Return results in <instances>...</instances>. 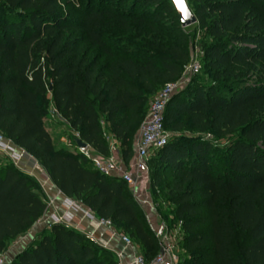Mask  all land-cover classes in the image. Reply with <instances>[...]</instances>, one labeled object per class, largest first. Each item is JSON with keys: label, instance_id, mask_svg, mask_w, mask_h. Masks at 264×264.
<instances>
[{"label": "trees", "instance_id": "obj_1", "mask_svg": "<svg viewBox=\"0 0 264 264\" xmlns=\"http://www.w3.org/2000/svg\"><path fill=\"white\" fill-rule=\"evenodd\" d=\"M64 1L0 0V133L148 261L160 246L142 209L124 181L96 169L75 140L105 158L107 131L128 159L132 127L146 116L140 108L182 77L192 36L171 0H85L74 11ZM186 2L212 39L199 63L215 82L194 77L169 99L164 129L198 135H175L153 150L150 193L172 206L186 264H264V0ZM87 48L98 53L90 57ZM51 113L75 134L70 147L55 146L45 127ZM225 137L220 149L214 141ZM162 174H169L164 184ZM47 206L32 176L0 161V256ZM156 209L166 223L160 202ZM9 264L117 262L90 237L52 223Z\"/></svg>", "mask_w": 264, "mask_h": 264}, {"label": "built area", "instance_id": "obj_2", "mask_svg": "<svg viewBox=\"0 0 264 264\" xmlns=\"http://www.w3.org/2000/svg\"><path fill=\"white\" fill-rule=\"evenodd\" d=\"M201 66L199 62L193 64L188 63L183 75L175 82L166 83L159 92L153 97L144 121L142 122L138 135L134 144L135 158L132 162V168L136 171L148 174L147 160L149 152L162 147L167 142L168 136L163 126L164 112L166 105L171 96L179 89L183 88L184 74L188 71L189 74L199 72ZM116 151L114 142L111 143V154L108 157H100L90 154L86 149L81 151L83 155L90 160L92 165L101 173L107 176H114L120 178L128 186L135 201L138 205L151 206V201L140 199L135 196L136 190V176L131 175L128 170L122 169L120 162L115 157L113 152ZM0 153L5 156L16 168L24 171L27 167H36L38 162L30 155L19 149L8 139L0 133ZM65 205L68 210L82 211L83 215L90 217V212L80 208L79 204L69 198H65ZM72 214L66 212L62 215L52 214L50 223H64L68 224L71 221ZM99 224L111 227L108 220L98 219ZM180 230V229H179ZM154 236L159 242L160 250L151 259L146 260L139 252L135 251V243L125 234H121V241L130 249H133V258L131 264H174L176 259L173 254V245L171 232L164 225L159 223L154 230ZM0 264H9L7 260L1 255Z\"/></svg>", "mask_w": 264, "mask_h": 264}, {"label": "crops", "instance_id": "obj_3", "mask_svg": "<svg viewBox=\"0 0 264 264\" xmlns=\"http://www.w3.org/2000/svg\"><path fill=\"white\" fill-rule=\"evenodd\" d=\"M50 110L53 111L52 107L50 108ZM49 117H47L46 120L50 119ZM65 146L70 147L71 145L69 143H61V145H58L56 147L60 148ZM19 149L20 148H18V150ZM86 150L90 154L94 155L92 149L89 146H87ZM113 154H115V157L120 162L122 169L128 170L131 175L136 176L137 184L135 196L140 199H146L151 201V206H139L144 213L149 227L154 233V230L157 228L159 223L162 222L160 220L156 208L153 206V201L149 189V175L144 172H138L134 168H132V162L135 158L134 145L132 146V155L126 160L121 156L120 151L117 147L116 151H114ZM0 161L7 162L9 160L0 153ZM24 172L32 176L33 179L39 184L41 195L44 199L47 200L48 206L43 215L32 225V227L25 234L17 237L4 251L3 254L6 260L8 259V263L12 261L14 257L19 252H21L41 232L49 230L52 214L62 215L66 212H69L72 214V218L71 221L66 225L76 231L85 234L86 236L93 239V241L98 246L111 252L115 257L117 264H131L133 258V249H130L121 241L120 235L122 234V232L118 231L113 226L106 227L99 224L97 217H95V215L92 214L86 207L80 204L79 206L81 209L90 212V217L84 216L82 211L68 210L65 205V198L67 197L55 187V185L52 183L49 176L41 166L37 165L33 168L27 167L25 168ZM134 250L140 253L137 245H135Z\"/></svg>", "mask_w": 264, "mask_h": 264}, {"label": "rangeland", "instance_id": "obj_4", "mask_svg": "<svg viewBox=\"0 0 264 264\" xmlns=\"http://www.w3.org/2000/svg\"><path fill=\"white\" fill-rule=\"evenodd\" d=\"M85 0H65L63 2V7L66 8L68 11L71 10H75L78 9L79 7H81V3L84 2ZM190 8L192 9L193 12H195L196 9V4L191 2L189 3ZM84 8V7H83ZM76 21L79 19L78 16L75 17ZM185 30L191 34L192 38L189 42V54H190V64H193L194 62H199V57H201L203 55V47L206 44H209L212 39L209 38L205 33H204V29L203 28H199L197 26V24L191 25L187 28H185ZM88 53L89 56L92 57L94 55H96L98 53L97 49H88ZM184 84L186 85L188 84L192 78L194 77H198L200 79H203L204 81H206V83H214L215 81L212 80L210 73H206L204 70H199V72L197 73H192L189 74L188 71L185 72L184 74ZM248 80V82L250 81H254L253 77H247L246 78ZM246 79H244L246 81ZM227 81H231V80H227ZM153 98H151L147 103H145L141 108L140 111H144L145 110V114L146 111L151 103ZM52 115L49 117L50 119H47L45 121V127L49 130L53 141L55 143L56 146L61 145V143H72L73 139L76 138L75 134L73 133V131H71L67 125L62 122L59 117L54 114L51 113ZM54 116V117H52ZM145 117L140 120L137 124L135 123V125L132 127V133L130 135V141H128V144L130 143L132 146L134 145L135 139L138 135L140 126L142 124V122L144 121ZM165 131L167 133L168 138L172 137V136H178V135H182V136H187V137H192V136H196L198 135L196 131L193 130H188L187 128H184L182 131L177 132L174 131L170 128V125L166 123L165 125ZM111 135L106 131V137L105 139L111 144L112 139H111ZM230 141L229 137H225L223 139L214 141L216 146L219 147L220 149L225 147L227 145V143ZM116 147L119 146V143H117V145H115ZM67 147V146H65ZM153 150H151L149 152V157H151L153 155ZM163 176V181L161 182V184H164L166 181L169 180V174H162ZM152 201H153V206L156 208L157 203L160 202V205L162 207L161 211H160V215L161 213L165 214L168 213V217H167V222H163L162 219L160 218L161 222L164 223V225L168 228V230L171 232V237H172V245H173V254L174 257L176 259V262L174 264H186L187 263V258L186 255L187 253L181 249V247L179 246V240H180V236H181V232H180V225L179 223H177L176 219L172 216L171 211H172V206L170 204H164L162 197H159L158 199H156V203L154 201L153 196L151 195ZM156 205V206H155ZM157 210V209H156ZM160 217V216H159ZM4 258V254L2 255ZM6 259V258H5ZM8 260V259H7Z\"/></svg>", "mask_w": 264, "mask_h": 264}, {"label": "water", "instance_id": "obj_5", "mask_svg": "<svg viewBox=\"0 0 264 264\" xmlns=\"http://www.w3.org/2000/svg\"><path fill=\"white\" fill-rule=\"evenodd\" d=\"M173 3V6L177 12V15L180 20V25L182 28H187L191 25L196 24L197 19L189 6L187 5L186 0H171ZM179 3H182L184 8L186 9V13L182 12L180 8L177 6ZM75 145L80 151H84L87 148V144L82 142L80 139L75 140Z\"/></svg>", "mask_w": 264, "mask_h": 264}, {"label": "snow or ice", "instance_id": "obj_6", "mask_svg": "<svg viewBox=\"0 0 264 264\" xmlns=\"http://www.w3.org/2000/svg\"><path fill=\"white\" fill-rule=\"evenodd\" d=\"M177 6L180 8V10H181L182 12H185V13H186V9L184 8V6H183L182 3H179Z\"/></svg>", "mask_w": 264, "mask_h": 264}]
</instances>
